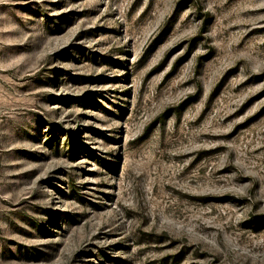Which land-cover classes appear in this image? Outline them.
Returning <instances> with one entry per match:
<instances>
[{
  "label": "rangeland",
  "instance_id": "obj_1",
  "mask_svg": "<svg viewBox=\"0 0 264 264\" xmlns=\"http://www.w3.org/2000/svg\"><path fill=\"white\" fill-rule=\"evenodd\" d=\"M0 264H264V0H0Z\"/></svg>",
  "mask_w": 264,
  "mask_h": 264
}]
</instances>
